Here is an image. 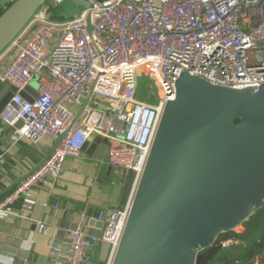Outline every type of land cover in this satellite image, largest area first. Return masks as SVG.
<instances>
[{
    "label": "built area",
    "instance_id": "built-area-1",
    "mask_svg": "<svg viewBox=\"0 0 264 264\" xmlns=\"http://www.w3.org/2000/svg\"><path fill=\"white\" fill-rule=\"evenodd\" d=\"M66 1L48 0L0 57L9 58L0 83L16 89L0 114L12 141L35 145L46 136L54 141L45 162L0 199V216L15 215L11 209L25 194L60 177L66 159L102 137L109 163L133 175L130 201L101 237L77 230L51 251L56 264H94L107 242L106 264H113L180 76L236 90L264 86V0H84L89 8L79 15L53 21L52 11ZM140 76L154 81L159 93L143 99L137 92ZM33 80L38 97L28 100L23 92ZM77 104L80 110H74ZM41 229L45 233L44 225Z\"/></svg>",
    "mask_w": 264,
    "mask_h": 264
},
{
    "label": "water",
    "instance_id": "water-1",
    "mask_svg": "<svg viewBox=\"0 0 264 264\" xmlns=\"http://www.w3.org/2000/svg\"><path fill=\"white\" fill-rule=\"evenodd\" d=\"M47 1L17 0L5 10L0 39L9 28H17L0 44V57ZM63 8L60 16H77L89 4L67 0ZM176 85V97L167 103L160 121L113 264H209L223 249L217 244L219 235L235 231L255 208L264 206V86L228 89L188 73ZM15 91L0 83V114ZM83 152H97L99 157L104 153L109 161V144L102 137L87 142ZM4 196L0 191V199ZM114 214L100 221L102 231H107ZM39 221L35 214L27 229L37 233ZM77 230L78 225L62 221L58 228L37 233L35 253L48 255L49 238ZM88 230L80 229L91 234ZM199 247L204 251L196 253ZM110 251L111 245L103 242L99 264H106Z\"/></svg>",
    "mask_w": 264,
    "mask_h": 264
},
{
    "label": "crops",
    "instance_id": "crops-1",
    "mask_svg": "<svg viewBox=\"0 0 264 264\" xmlns=\"http://www.w3.org/2000/svg\"><path fill=\"white\" fill-rule=\"evenodd\" d=\"M10 1L0 0V12L8 7ZM8 62L9 58L0 59V73ZM23 96L28 100L38 97L37 80L29 84ZM73 108L80 110L82 104ZM53 147L54 141L47 136L35 145L25 140L14 143L12 130L0 119V191L5 195L12 192L45 162ZM97 152L91 155L82 152L78 157H69L60 177L49 178L25 194L11 209L15 215L0 216V264H24L27 259L31 264H56V256L51 250L48 255L35 253L37 233L44 234L42 225L47 231L67 221L71 227L78 225L79 231L87 227L91 233H86L88 236L98 237L104 233L100 227V216L104 214L106 218L111 212L124 209L130 201L135 181L131 172L114 168L104 153L99 157ZM35 214L40 219L36 224L37 233L27 229ZM76 220L79 224H75ZM92 222L94 225L91 227ZM70 234L49 238L48 246L51 249L52 246L66 244ZM99 251L100 248L94 264H99Z\"/></svg>",
    "mask_w": 264,
    "mask_h": 264
},
{
    "label": "trees",
    "instance_id": "trees-1",
    "mask_svg": "<svg viewBox=\"0 0 264 264\" xmlns=\"http://www.w3.org/2000/svg\"><path fill=\"white\" fill-rule=\"evenodd\" d=\"M242 228L219 235L217 244L233 239L237 243L223 248L209 264H264V206L255 208Z\"/></svg>",
    "mask_w": 264,
    "mask_h": 264
},
{
    "label": "rangeland",
    "instance_id": "rangeland-1",
    "mask_svg": "<svg viewBox=\"0 0 264 264\" xmlns=\"http://www.w3.org/2000/svg\"><path fill=\"white\" fill-rule=\"evenodd\" d=\"M16 1L17 0H11L8 7L5 10H7ZM49 2H50V0H49ZM49 2H48V4H49ZM5 10H4V12H5ZM63 10H64L63 5L58 6L51 13V19H53V21L64 20L65 16L64 17L60 16L61 13L63 12ZM137 92L141 95V97H143V99H145V98H147L148 95H151V94L157 95L159 93V87L157 85H155L154 81L149 80V79L145 78L144 76H140L139 82H138ZM242 229H243L242 226H240L235 231L238 232V231H241Z\"/></svg>",
    "mask_w": 264,
    "mask_h": 264
},
{
    "label": "bare ground",
    "instance_id": "bare-ground-1",
    "mask_svg": "<svg viewBox=\"0 0 264 264\" xmlns=\"http://www.w3.org/2000/svg\"><path fill=\"white\" fill-rule=\"evenodd\" d=\"M17 27L16 26H13L11 28H9L5 34L1 37L0 39V44H3L5 43L13 34L14 30L16 29Z\"/></svg>",
    "mask_w": 264,
    "mask_h": 264
}]
</instances>
